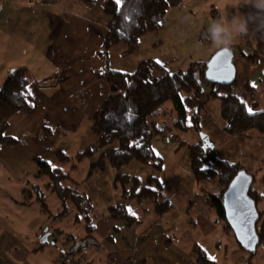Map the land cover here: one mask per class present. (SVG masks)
<instances>
[{
  "label": "rangeland",
  "instance_id": "1",
  "mask_svg": "<svg viewBox=\"0 0 264 264\" xmlns=\"http://www.w3.org/2000/svg\"><path fill=\"white\" fill-rule=\"evenodd\" d=\"M77 1L81 3L80 0ZM190 1L193 2L195 0H185L184 5L169 12L165 27L158 35L151 34L147 36L150 42L152 41V44H158L149 48L153 53L152 56L157 60H161L163 68L169 72L185 71L194 61H209L218 48L209 40H205L203 43L199 42V36L202 32L200 29L202 27L201 24H204L203 27L207 29L213 19L228 15L230 7L232 10L234 5L238 6L237 0H228L217 7V13L219 14L215 15L214 12L208 14V11L211 5L218 6L220 0H197V2L195 1L194 9L191 8ZM8 2L9 0H0V63L4 62L5 64L9 63L21 67L23 64V66L30 69V89L36 104L39 100V97L37 98L38 91L42 92L44 87L35 83L34 72L39 65V61L44 63L51 61L42 54L46 46L49 45L50 37L45 34L41 35L39 31L33 35L31 27L35 21L22 19V9L16 4H8ZM63 2L66 3L65 1ZM80 5L87 7L82 3ZM199 5L203 9L202 13L196 14L192 12H196V6ZM4 7L5 9L3 10ZM12 8L17 9L16 13H14L15 10L13 11ZM75 10L80 12L76 5ZM241 11L239 12L244 14L243 10ZM95 15L99 20L108 18L105 10H100L98 6L95 9ZM52 22L42 20L40 21V27H43L44 24L51 27ZM51 37L53 38V43L56 42L57 36L52 34ZM247 41L248 36L237 40L240 46ZM232 49H234L233 46ZM120 53L121 50H118L113 56V64L118 66L119 70H129L123 69L125 68L124 65H119V63L123 62V60L121 61L118 58ZM55 57H57L56 52L54 59ZM54 59L51 63H54ZM137 59L138 62L142 60L139 53ZM103 71L95 72L96 76ZM207 89L209 90L210 88L207 87ZM233 91L235 93L245 92L243 86L238 85V82L233 87ZM248 93V91L245 93V97L248 104L252 106L251 94L249 93V95ZM255 97L259 104L256 109L251 108L250 110L258 111L264 109V78L258 84ZM220 102L221 99L219 97L210 99L209 104L203 111L201 132L195 129L184 132L172 126L171 131L165 138L156 137L153 140V149L163 161V168L159 173L163 192L173 202L174 214L178 212L182 216L190 218L195 217L200 210L213 214L214 210L211 209L209 195L220 193L223 189L217 181L197 182L192 176L189 164V147L197 144L202 139V134L209 137L220 158L235 162V164H241L248 174H255L257 183L252 187L259 185L261 192L264 194V132L252 131L246 141H240L237 137L230 135L227 137V133L224 131L226 123L220 117ZM172 109V103L166 104V116L162 115L159 121L172 125L175 120V116L170 114ZM92 124V119H86L82 121L77 131L67 132L62 130L63 137L60 140L56 138L49 140L46 137L47 135L38 133L40 131L38 126L35 130L28 129L29 131L23 134L20 140H24V143L27 141L29 149L40 154L39 156L45 160L53 161L52 151L56 149L63 150L69 155L70 160L68 162L61 163L58 160H54V165L70 173L79 184L82 192L91 198V203L94 207L91 215V224L98 226L100 222H103L102 220L107 218L110 206L126 202L121 198V186L115 183L117 174H130L145 180L147 176L155 174V169L151 165L144 166L138 162H133L117 171L107 163L104 169H96L92 176L86 180L91 169V163L95 162L97 157L78 161L76 155L95 141V135L91 130ZM177 136L184 142L182 146L180 142L173 140ZM228 142L230 143L228 144ZM41 144H45L46 147L40 148ZM44 150L50 151L44 152ZM36 166L39 169L37 164ZM5 168V164L0 162V231L2 228L8 227L21 237L27 238L25 242L28 246L35 247L36 243L32 241L35 230L43 228L46 231L54 226L64 231L62 234H56V244L46 246V256L42 257V264H46L45 258L48 254H58L57 264H62L60 260L62 257L65 264H111L109 262L111 252L104 247L103 239H101L103 237L99 233L98 236H92L90 241L84 243L85 247L82 251L77 252L76 250L75 254H72L75 241H69L68 237L73 236L75 239L84 238L87 235V219L85 213L77 210L71 200L66 206L67 214L61 217L58 216L63 213L65 208L61 204L58 195L48 187L50 182L48 177L39 178L33 174L30 164L25 165L22 172L27 175L26 198L29 204H15L11 198H16L18 193L17 191H12L11 187L12 185L17 186L20 181L17 179L18 177L11 178L9 181L7 176L2 175L3 172L5 174L7 171ZM15 170L18 171V168ZM68 185L74 187L75 183L68 182ZM130 206L134 215L138 217L143 215V206ZM210 210L212 211L210 212ZM259 210L264 211V203H261ZM45 221L48 222L47 227H44ZM221 225H225V222ZM180 235L186 236L183 231ZM203 240H201L202 243L198 238L195 242H201L206 249L207 256L217 262V264H241V262H243L242 264H251L248 260L250 253L238 243L234 233L223 234L222 229H219L213 237L207 239V241ZM217 241H220L219 247L216 245ZM187 242L190 243L189 237H187ZM254 259L252 264H264V249L260 247Z\"/></svg>",
  "mask_w": 264,
  "mask_h": 264
},
{
  "label": "trees",
  "instance_id": "2",
  "mask_svg": "<svg viewBox=\"0 0 264 264\" xmlns=\"http://www.w3.org/2000/svg\"><path fill=\"white\" fill-rule=\"evenodd\" d=\"M82 1L89 6L95 2ZM182 2L183 0H124L117 5L115 1H109L104 8L109 18L108 33L98 54L106 55L122 43L136 47L146 36L157 35L164 29L169 12L180 7ZM207 63L208 60L194 61L185 71L169 72L160 62L145 59L139 62L132 73L106 68L97 75L107 84L109 94L101 109L93 115L91 130L95 135L94 143L76 155L78 161L97 157L91 163L86 180L96 169H104L107 163L117 171L133 162L144 166L151 165L155 169V174L147 176L145 180L130 174H117L115 183L121 186V198L126 202L108 208L109 220L122 221L128 228L139 226L142 223L141 218L134 215L130 205H141L144 207L143 211H152L158 219L173 210V202L163 192L159 176L163 161L153 149V140L156 137L165 138L172 126L184 132L190 129L201 132L203 111L211 98L221 99L220 117L226 123L224 131L228 135L244 141L250 137L252 131L264 132V109L249 113V109H256L258 106V103L250 106L246 100L245 93L254 90L250 84L243 85L244 93L233 91L237 79L230 86L211 84L205 75ZM30 88L29 71L26 68L13 70L0 88V147L2 144L24 142L9 139L5 134L10 120L16 114L34 110L36 104ZM168 103L173 105L170 114L175 116V120L172 125L159 121L162 115L166 116L165 106ZM173 140L180 142L181 146L184 144L179 136ZM52 155L53 161L42 158L35 160L39 167L36 176L49 178L48 187L58 195L65 208L59 217L67 214L66 206L71 200L77 210L85 213L87 219V235L84 238L68 237L69 241H75L72 248L74 255L76 250L82 251L84 243L90 241L96 231V227L91 224L94 207L91 198L82 192L72 175L54 165V160L68 162L69 155L62 150H54ZM189 164L192 176L197 182L217 181L223 188L220 193L209 195L211 208L225 222L223 230L233 233L225 215L224 193L234 177L240 171H245L243 166L219 158L216 148H206L202 140L189 147ZM250 175L253 177V185L256 184V175ZM68 182H74V187L68 185ZM249 195L256 203L260 216L257 223L259 250L264 245V211L259 210L264 199L253 187ZM56 232L63 233L60 229ZM196 246L194 255L198 264H216L200 245ZM257 254L258 251L256 254L250 253L251 264Z\"/></svg>",
  "mask_w": 264,
  "mask_h": 264
},
{
  "label": "crops",
  "instance_id": "3",
  "mask_svg": "<svg viewBox=\"0 0 264 264\" xmlns=\"http://www.w3.org/2000/svg\"><path fill=\"white\" fill-rule=\"evenodd\" d=\"M109 1L111 0H95L94 4L89 6L80 0L87 6L83 7L77 0H9L8 4H16L22 9V19L35 21L31 27L33 35L39 31L41 35L45 34L50 37L49 45L42 52L45 58L52 61L55 52L57 57H55L54 63L48 60V63L39 61L34 72L35 83L43 86L44 90L38 91L37 98L39 97V100L33 111L20 112L10 120L6 137L20 140L23 134L29 131L28 129L35 130L39 126L38 133L47 135L49 140L53 138L60 140L63 137L62 130L77 131L82 121L93 119V115L101 109L105 102L109 94L108 86L96 76L95 72L109 68L132 73L129 71L136 70L139 64L138 53L142 60L153 59L163 65V62L154 58L153 53L149 50L152 45L158 44H152L147 36L136 47L122 43L112 48L106 55L98 54L108 33L109 18L99 20L95 15V9L97 6L100 10L104 9ZM113 1L116 2V0ZM195 1H193L194 3L190 1L193 9L197 2ZM226 1L228 0H220L218 6L211 5L208 14L213 12L215 15L219 14L217 7ZM236 2L238 3L237 7L234 5L232 10L231 7L229 8L231 13H227L229 18L235 15L238 10H243L244 14L254 11L248 6L243 7L244 0ZM184 3L185 0L182 5ZM75 5L80 12L75 10ZM12 10H15L14 13H16L17 9L12 8ZM202 10L199 5L196 6V12H192L197 14L202 13ZM42 20L54 22L51 27H48L47 24L40 27ZM203 25L201 24V31L207 30ZM52 34L57 36L54 43ZM241 45L235 41L234 49H232L235 53L237 82L240 86L249 83L254 89L251 92L248 91L251 94L248 93L252 103H258L255 100V92L258 84L264 78V36H259V34L248 36V41ZM118 50H121L118 58L123 60L119 65H124L123 69L129 70H119L120 68L113 64V56ZM19 67L28 69L23 64L21 67L0 63V88L10 73L15 69H20ZM28 71L30 72V69ZM226 136L229 135L226 134ZM42 147L45 148V144H41L40 148ZM46 151L50 150H44V152ZM39 155L29 149L27 141L18 144H2L0 147V162L5 164L7 170L2 175L7 176L9 181L11 178L17 177L20 181L17 186L12 185L11 187L12 191L18 193L16 198H11L15 204H29L26 198L27 175L22 171L25 165L30 164L33 174L36 175L38 168L35 160L41 158ZM16 168L18 171L15 170ZM254 189L258 190L264 199L259 185H255ZM174 211L173 208L171 212L160 219L156 218L152 211H143V215L140 217L142 223L132 228L126 227L122 221L114 222L106 218L102 220L104 223L100 222L98 226L94 225L96 231L93 236L100 234L103 237L101 239H103L104 247L111 252L109 256L111 264H198L194 255L196 245H200L206 252L201 240L207 241L219 229H222V233L226 234L227 232L221 225L223 221L216 216L215 212L209 214V212L200 210L195 217L190 218L182 216L178 212L174 214ZM47 223L45 221L44 227H47ZM56 230L58 228L50 227L48 230L49 243L42 244L40 239L45 234V230L43 228L36 229L32 236V241L36 243V246L31 247L25 242L27 238L21 237L8 227L2 228L0 231V264H42V257L46 256V246L56 244L55 236L58 234ZM182 231L186 236L180 235ZM187 237H189L190 243L187 242ZM198 238L202 243L195 242ZM219 243L220 241H217L218 247ZM57 255L48 254L45 258L46 264H57Z\"/></svg>",
  "mask_w": 264,
  "mask_h": 264
},
{
  "label": "water",
  "instance_id": "4",
  "mask_svg": "<svg viewBox=\"0 0 264 264\" xmlns=\"http://www.w3.org/2000/svg\"><path fill=\"white\" fill-rule=\"evenodd\" d=\"M234 59L235 53L232 49L231 51L218 50L207 63L205 74L207 81L220 86L232 85L237 79ZM201 140L206 148L214 149L207 135L202 134ZM252 186L253 177L245 171H240L224 193V209L227 222L238 243L249 253L256 254L259 246L257 223L260 216L256 203L249 195ZM49 236L47 229L40 242L49 243Z\"/></svg>",
  "mask_w": 264,
  "mask_h": 264
},
{
  "label": "clouds",
  "instance_id": "5",
  "mask_svg": "<svg viewBox=\"0 0 264 264\" xmlns=\"http://www.w3.org/2000/svg\"><path fill=\"white\" fill-rule=\"evenodd\" d=\"M244 6L254 11L247 14L238 11L231 18L225 15L213 19L207 27L205 39L218 49L231 51L238 39L258 34L264 36V0H244Z\"/></svg>",
  "mask_w": 264,
  "mask_h": 264
},
{
  "label": "built area",
  "instance_id": "6",
  "mask_svg": "<svg viewBox=\"0 0 264 264\" xmlns=\"http://www.w3.org/2000/svg\"><path fill=\"white\" fill-rule=\"evenodd\" d=\"M205 33H206V30H202V33H201V35L199 36V42L203 43L205 40H207V39H205ZM260 247H261L262 249H264V245H261ZM60 260L62 261V264H65V263H64V259H63V257L60 258Z\"/></svg>",
  "mask_w": 264,
  "mask_h": 264
},
{
  "label": "snow or ice",
  "instance_id": "7",
  "mask_svg": "<svg viewBox=\"0 0 264 264\" xmlns=\"http://www.w3.org/2000/svg\"><path fill=\"white\" fill-rule=\"evenodd\" d=\"M121 2H122V0H116L117 5H120ZM158 63H159V61H158ZM249 113L251 114V110L250 109H249Z\"/></svg>",
  "mask_w": 264,
  "mask_h": 264
}]
</instances>
